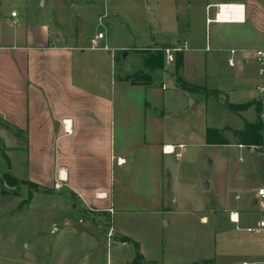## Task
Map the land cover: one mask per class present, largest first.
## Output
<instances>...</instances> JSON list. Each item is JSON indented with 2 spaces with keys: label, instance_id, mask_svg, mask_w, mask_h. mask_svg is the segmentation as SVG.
Wrapping results in <instances>:
<instances>
[{
  "label": "crops",
  "instance_id": "0c3cea01",
  "mask_svg": "<svg viewBox=\"0 0 264 264\" xmlns=\"http://www.w3.org/2000/svg\"><path fill=\"white\" fill-rule=\"evenodd\" d=\"M138 1L144 4L143 0ZM156 2L159 9L157 8V16L152 20L155 26L146 18L140 25H135V28L134 25L131 26L134 30L149 35L148 45L128 48L118 46L109 49V45L105 44L98 49H90L88 43L94 35L82 41L75 33L73 40L69 41L67 33L53 29L48 21L35 19L26 22L18 13L15 17L11 16L14 9L5 15L1 14V6L5 2L0 0V139L15 140L9 146L4 142V147L7 150L13 149L15 158L17 161L21 158L22 165L19 170L22 174L12 175L17 179L28 180L51 189L52 193L58 196L69 195L76 203L73 207L80 206L84 214L95 216L99 221L104 217L111 219L118 208L126 210L125 205L121 204L126 200L124 190L122 197L114 192L116 177L118 181L124 182L128 177L135 178L134 173L137 174L136 178L143 181V189L131 199L147 202L150 207L148 209H161L168 201L177 205V190L181 189L182 185L186 188L193 185L190 181L195 172V161L190 149L198 142L197 136L192 133L182 134L176 139L160 136L161 121L168 113L167 107L164 100L152 99V91L156 88L151 86V81L157 71L160 73L157 74L159 77L171 74L175 84L174 71L168 70L169 67L172 69V62H166L164 65V61L162 68H152L144 64L145 57L162 46L186 41L189 47L183 51L180 68L184 81L198 86H204L208 82L210 88L216 87L224 100L230 103L241 104L258 98L256 85L262 82V79L257 75L253 51L261 47L245 43L244 26L248 21L256 20L258 13L260 17L261 14L264 15L261 5L258 7L256 3H251V0H181L178 14L181 15L182 24L179 27L178 14H173L177 0ZM219 3L241 4L242 11L237 13V20H216L215 5ZM104 4L102 12L100 11L105 16L102 21L111 23L119 20L117 17L122 12L119 1L105 0ZM145 4L147 5V1ZM247 11L254 12V16L249 19ZM159 32L177 34L179 39L164 43L157 36ZM259 35L264 40V24L260 27ZM104 39L105 34L100 41ZM230 49L236 50L232 55L234 65L228 63ZM86 50L92 52L86 53ZM118 51L125 52L123 58H128L131 54L138 55L141 67L148 70L143 73L148 75L140 74V71L126 72L120 78L116 71L112 70L110 77L117 81L115 87L112 82L111 86L105 84L103 81L104 76H107V65L114 69ZM188 51L199 55V60L203 56L204 66L196 62L197 55H192L195 56L193 66L205 75L201 80L203 83L197 82L194 75L185 73ZM223 53L228 55L226 60L229 69H221L216 65ZM249 57L253 58L254 66L249 64ZM199 66L200 70L197 68ZM207 68H210L209 71ZM136 73L142 77L137 79ZM132 77L136 78V83L132 82ZM160 88L166 90L167 86L163 88L161 85ZM176 88L186 92L178 86ZM118 90H121V95ZM207 101L216 103L219 100L216 97H207ZM191 102L195 103V100H189V103ZM251 108L255 110L252 105L236 113L243 121L242 126L238 128H207H218L219 133L222 129H242L245 121H255L254 118H249L248 111ZM221 134L225 139L223 132ZM150 140L153 141V150ZM234 144L242 148L248 147L244 144ZM165 145L173 146L174 151L166 153L163 150ZM248 148H253L260 156H264V153L254 146ZM187 152L189 154L186 156ZM171 155L175 156L174 161L169 157ZM9 161L10 169L11 157ZM173 175L180 185L173 184L171 180L169 187H164L165 181H170ZM202 187L209 189L211 182L204 181ZM260 187L262 186L257 189L244 187V193L240 197L235 196L238 199L235 207H231L229 203L227 206L226 203H217L216 207L212 206L209 211L222 215L227 223L235 224L236 231L255 233L254 228L264 217L258 214L264 211L259 207V203L264 202V198L257 193ZM243 198L249 199V207L243 205ZM109 209H112V212ZM195 211L200 213L198 219L201 223L209 221L205 212L198 209ZM231 212L234 213V218H237L235 222L230 220ZM53 225L55 226V223ZM98 225L101 223L98 222ZM58 230L60 229L56 228L54 231ZM258 231H264V228ZM220 259L213 251L209 256L200 258V261L223 264ZM0 264L39 263L33 258L23 260L20 257L9 263L0 259Z\"/></svg>",
  "mask_w": 264,
  "mask_h": 264
},
{
  "label": "rangeland",
  "instance_id": "374dc122",
  "mask_svg": "<svg viewBox=\"0 0 264 264\" xmlns=\"http://www.w3.org/2000/svg\"><path fill=\"white\" fill-rule=\"evenodd\" d=\"M2 1L5 4L2 3L1 14L5 15L14 9L13 11L25 18L26 22L35 19L48 21L53 29L67 33L69 41L73 40L75 33L83 41L87 40L86 37L103 32L105 39L100 41L99 46L107 44L109 49L118 46L128 48L148 45L149 35L134 30L131 26L134 25L135 28V25H140L144 18L155 26L152 20L157 16V8L159 9L156 0H143L144 4L138 0H118L122 12L117 18L121 21L114 20L109 23L102 21L105 19L101 14L105 0ZM146 1L149 7L145 4ZM242 1L247 2V0ZM251 3L264 8V0H251ZM180 5L181 0H177L175 6L173 5L174 15L178 14ZM252 15L254 16V12L247 11L248 18ZM180 16L178 14L179 27L182 24ZM257 16L256 20L248 21L244 26L245 43L264 48L262 43L264 40L259 35L260 27L264 24L262 17L264 15L261 14L260 17L258 13ZM120 22L124 24L121 25ZM152 35L155 36L153 32ZM157 36L164 43L179 39V35L170 33L159 32ZM184 37L186 38V35ZM90 52L92 51L86 50V53ZM124 53V51L117 52L114 69L107 65L108 72L103 81L105 84L109 86L111 82L112 86L116 84L117 81L110 77L112 70H115L120 78L126 72L140 71L142 74L143 71H148L141 67V59L138 55L131 54L130 57L123 58ZM193 54L197 55L188 51L185 73L194 75L197 82H200L205 75L195 69L193 62L197 60V63H202L204 66L205 61L203 56L199 60V55L193 60L195 57L192 56ZM227 56L226 53L221 54V59L216 61L217 67L221 69L229 67ZM170 64L172 69L170 70L169 67L168 70L175 71L176 61ZM249 64L255 65L252 57H249ZM197 68L201 69L200 66ZM204 69L203 67V71ZM209 69L207 68L208 71ZM157 74L160 73L157 71ZM157 74L152 76L154 78L151 86L156 88L152 91V99L164 100L168 112L161 121L162 130L159 135L176 139L182 134L192 133L198 139L190 149L195 161V172L190 181L193 185L189 188L182 185V188L177 190L178 204L168 201L161 209L152 207L148 209L150 207L147 202L133 201L131 197H136L137 192L143 189V181L138 180L137 174L134 173L133 179L128 177L126 181L121 182L116 177L114 180L115 194L122 197L124 190L126 200L121 204L125 205L126 210L118 208L111 219L107 220L104 217L99 221L95 216L84 214L80 206L73 207L76 203L69 195L58 196L52 192L42 191L38 193L25 184L6 183L5 173L20 175L22 173L19 170L22 165L21 158L18 161L15 158L13 149L7 150L4 147V142L9 146L15 140L0 139V259L2 261L15 262L22 257L23 260L33 258L39 264H134L133 261L139 255L141 256L139 264H196L200 258L207 257L215 251L223 264L242 262L264 264V231H260L259 234L236 231L235 224L227 223L222 215H215L209 211L212 206L216 207L217 203L220 205L226 203L225 206L229 203L231 207H235L238 204L235 196L240 197L244 193L242 189L246 186L256 189L258 186L264 187V156H260L253 148H242L234 144L238 143V140L233 134V129L221 131L226 137L227 144L203 143L207 141L206 138L203 140L207 127L238 128L243 124L241 117L222 104L224 97L216 87L210 88L208 82L204 87L217 92L208 93V96L203 92L198 95L182 92L176 88L171 74L162 77ZM161 85H166L167 89L161 90ZM119 91L121 95V90ZM207 97H216L220 102L207 101ZM191 99H194L195 103H189ZM248 114L249 118L255 120L256 112L253 108ZM209 138L217 140L219 135L211 133ZM150 142L153 150V141ZM255 148L264 153V145ZM1 149L11 157L10 169L2 156ZM188 154L189 152L185 153L186 156ZM169 157L174 161V155ZM171 180L173 184H179L177 183L179 180L173 175L170 181L169 179L165 181L164 187L165 185L169 187ZM204 181L211 182L209 189H203ZM29 192L32 194L31 197ZM242 203L246 207L250 206L248 198H243ZM259 205L260 209H264V202ZM196 209L205 212L209 218L207 223L199 221L200 213H197ZM258 214L264 215V211ZM98 222L101 225H98ZM56 228L60 230L54 231ZM125 238L131 240L125 241ZM198 264H210V261H200Z\"/></svg>",
  "mask_w": 264,
  "mask_h": 264
},
{
  "label": "trees",
  "instance_id": "16d2710c",
  "mask_svg": "<svg viewBox=\"0 0 264 264\" xmlns=\"http://www.w3.org/2000/svg\"><path fill=\"white\" fill-rule=\"evenodd\" d=\"M165 46H162L160 49H157L156 51H154L153 53H151L149 56L145 57L144 59V64L147 66H150L152 68H162L163 67V51L162 49ZM183 52V51H182ZM182 52H178L176 53L175 56V60L176 61V65H175V85L178 86L181 90L186 91V92H190V93H197V92H203V94L209 95L208 93H215L217 91H210L207 88H205L204 86H198V85H194L191 83H188L186 81L183 80V78L180 75V68H181V64H182ZM137 74V73H136ZM138 76V78H137ZM142 77V75L137 74L136 78L140 79ZM134 77H132V82L136 83V79ZM225 105L234 113H239L240 111L247 109L250 106H254L256 113H257V117L255 119V121L253 122H247L245 121L244 123V127L242 129H238L235 130L233 129V134L235 136H237V140L239 144H244L248 147L251 146H261L264 145V119H262L261 117V111H262V107H264V105H262V103L256 99V100H251V101H247L245 103H241V104H236V103H230L227 100H224ZM213 133V134H217L219 135V139L217 140H212L211 138H209V135ZM206 143L208 144H227L228 142H226V139L223 138L222 134L219 133V131H217V129H212V128H207L206 129ZM2 150V149H1ZM2 156L5 159V161L7 162V165L9 167L10 165V161H9V157L7 156V154L4 152V150H2ZM4 180L7 182H15V183H21V184H25L27 185L30 189H34L35 191H42V192H53L51 189H47L44 187L39 186L36 183H33L31 181L28 180H20L17 179L16 177H14L11 173H5L4 175ZM29 196L31 197L32 194H30L29 192ZM125 241H130L131 239L129 238H125ZM141 256L137 255L136 259L133 261L134 264H139V260H140Z\"/></svg>",
  "mask_w": 264,
  "mask_h": 264
},
{
  "label": "built area",
  "instance_id": "2783aa9c",
  "mask_svg": "<svg viewBox=\"0 0 264 264\" xmlns=\"http://www.w3.org/2000/svg\"><path fill=\"white\" fill-rule=\"evenodd\" d=\"M240 5L241 4H235V3H219V4H216L215 5V7H216L215 19L216 20H237V13L240 12ZM232 6H239V8L233 9ZM224 12L232 13L231 14L232 19L221 18V15ZM233 14H235L236 17H234ZM11 16L15 17L16 12L12 11ZM103 36H104V34L102 32H98L96 35L91 37L89 40V43H90L89 48L90 49L100 48L99 47V41H100V39L103 38ZM103 48L107 49L106 47H103ZM187 48H188V44L186 41H182V42L175 44V45L165 46L162 49L165 61L167 63L174 62L176 53L185 51ZM229 52H230L231 56L228 59V63L230 65H234V58L232 55L236 51H235V49H230ZM253 58H254L255 63H256L257 75L262 79V82H260L256 85V90L258 92V98L257 99L262 103V105H264V48L255 49L253 51ZM165 87H166V85H163V88H165ZM261 117H262V119H264V107H262ZM254 147H257V146H254ZM163 150L166 153H171L174 151V147L169 146V145H165L163 147ZM257 193L261 198H264V187H260L257 190ZM109 211L112 212V209H109ZM229 217H230V220L234 221V222L237 219V218H234V213H232V212L229 214ZM261 228H264V217H262L261 220L258 222L257 227L254 228V232L255 233L259 232L258 230ZM109 231H111V228ZM0 249H1V246H0ZM242 264H252V263L242 262Z\"/></svg>",
  "mask_w": 264,
  "mask_h": 264
},
{
  "label": "bare ground",
  "instance_id": "6f19581e",
  "mask_svg": "<svg viewBox=\"0 0 264 264\" xmlns=\"http://www.w3.org/2000/svg\"><path fill=\"white\" fill-rule=\"evenodd\" d=\"M232 7H233V9H237V8H239V6H232ZM240 11H242V6H241V5H240ZM235 13H236V12H235ZM231 14H232V13H230V12H224V13L221 15V18H230V19H232ZM233 16L236 17L235 14H233Z\"/></svg>",
  "mask_w": 264,
  "mask_h": 264
},
{
  "label": "water",
  "instance_id": "95a60500",
  "mask_svg": "<svg viewBox=\"0 0 264 264\" xmlns=\"http://www.w3.org/2000/svg\"><path fill=\"white\" fill-rule=\"evenodd\" d=\"M208 185H205V187H207Z\"/></svg>",
  "mask_w": 264,
  "mask_h": 264
}]
</instances>
